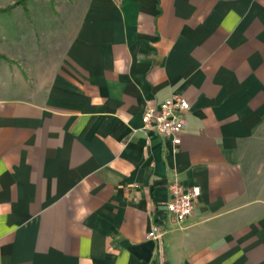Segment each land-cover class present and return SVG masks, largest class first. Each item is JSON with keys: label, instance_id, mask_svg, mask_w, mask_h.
<instances>
[{"label": "crops", "instance_id": "obj_1", "mask_svg": "<svg viewBox=\"0 0 264 264\" xmlns=\"http://www.w3.org/2000/svg\"><path fill=\"white\" fill-rule=\"evenodd\" d=\"M62 5L42 53L0 27V264H264V0ZM173 96L177 151L141 130ZM175 179L201 190L183 222Z\"/></svg>", "mask_w": 264, "mask_h": 264}, {"label": "built area", "instance_id": "obj_2", "mask_svg": "<svg viewBox=\"0 0 264 264\" xmlns=\"http://www.w3.org/2000/svg\"><path fill=\"white\" fill-rule=\"evenodd\" d=\"M190 112V103L185 98L173 96L159 106L146 108L141 130L153 133L172 142L177 151L182 143V135L188 124L187 115ZM171 199L167 204L170 215L177 221L183 222L194 214L195 207L201 195L200 187L186 188L181 181L175 179L169 185ZM166 234L160 226L153 225L148 238L161 241Z\"/></svg>", "mask_w": 264, "mask_h": 264}, {"label": "rangeland", "instance_id": "obj_3", "mask_svg": "<svg viewBox=\"0 0 264 264\" xmlns=\"http://www.w3.org/2000/svg\"><path fill=\"white\" fill-rule=\"evenodd\" d=\"M12 1L14 0H0V7ZM64 1L66 0H54V9L50 5V0L34 1L30 8L31 22L27 20L20 7L16 9L19 11H14L12 14L0 15V27L9 32L14 27V31L18 32L19 40L17 38L13 40L12 47L7 49L9 50L7 53H30L37 50L42 53L49 36V32L47 33L45 29L58 28L63 24L64 19L70 16L68 8L62 5ZM6 45H3V49Z\"/></svg>", "mask_w": 264, "mask_h": 264}, {"label": "trees", "instance_id": "obj_4", "mask_svg": "<svg viewBox=\"0 0 264 264\" xmlns=\"http://www.w3.org/2000/svg\"><path fill=\"white\" fill-rule=\"evenodd\" d=\"M30 1H33V0H17L13 4L7 5L4 8H0V14H2V13H11V11L14 8L22 7L24 12H25V14H26V16L29 18L30 14H29V10H28V3ZM0 59L1 60H8L7 57H5V56H3L1 54H0Z\"/></svg>", "mask_w": 264, "mask_h": 264}]
</instances>
